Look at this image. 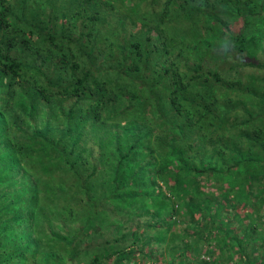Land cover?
<instances>
[{"label":"trees","instance_id":"trees-1","mask_svg":"<svg viewBox=\"0 0 264 264\" xmlns=\"http://www.w3.org/2000/svg\"><path fill=\"white\" fill-rule=\"evenodd\" d=\"M262 170L264 0H0V264H264Z\"/></svg>","mask_w":264,"mask_h":264},{"label":"rangeland","instance_id":"rangeland-1","mask_svg":"<svg viewBox=\"0 0 264 264\" xmlns=\"http://www.w3.org/2000/svg\"><path fill=\"white\" fill-rule=\"evenodd\" d=\"M30 54H31V51L29 52L27 50L24 53L22 60H26V61L31 60ZM20 81H22V80H20ZM262 171L264 172V170H262ZM261 180L262 181H260V186H257V182H255L253 185L249 186L248 188H249L250 192H247L246 195H247V197L251 196L252 194L255 195L257 193V190H259V188H260V192H261V196L263 197V201H260L259 207H260V210L263 214L262 217L264 218V178ZM245 186H247V185H245ZM231 194L232 193H230V195ZM257 201L259 202V199H257ZM253 202L256 203L255 198H253ZM237 206H238L237 209L240 212H244V210H246V209H248V210L251 209L250 205H246V207H245V206H242L241 204H238ZM162 223L164 224L165 220H163ZM134 226H136V225H134ZM163 226H165V225H163ZM164 229H165L164 227L160 229L159 226H155V225L154 226H152V225L147 226L146 230H145V228H142V227L137 228L135 230V232H136L135 236L132 234V238H134V240L136 239L135 240L136 244L138 242V245H136L134 247V250H136L137 253L136 254L134 253L128 259L123 260V262L121 264H134L132 261H137L136 264H176L175 262L177 260L179 261L180 257L184 258L185 261L188 260V262H190V264H196V261H194V258H198V256H199L198 251H194L193 249H191V247L189 245L183 246L181 244V240H179L180 237H178V234L177 235L172 234L175 230L174 225L172 226V229L168 230L167 233L164 234L165 236L163 235V233L165 232V231H163ZM170 231H171V233H170ZM145 232H148V233L145 234ZM131 233H133V232H131ZM179 234H182V232H180ZM148 235L151 236L152 239L157 240V241H153L154 246H152V247L150 245H152L153 242H149V244H150L149 245L144 240ZM158 238H160V239H158ZM169 239H170V241H169ZM189 239H196V238H195V236L187 235L186 240H189ZM196 240L198 243L203 242L202 240H199V239H196ZM165 242L168 243L167 246H166ZM132 244L135 245V243H132ZM171 244L174 245V247H172L170 249L169 246H171ZM84 245L87 246V248H85V250L80 252L76 256V258H72V259L69 258L68 259V257H67L65 262L61 261L60 264H86L91 259V257H93L95 254H98L99 247L96 246L95 240L93 238L82 237V240H80L79 248L81 246H84ZM215 245H216V241L214 238L208 244H206V243L200 244L199 248H200L201 254L207 253L205 251V249L207 250L209 248V249H212L213 251L209 255L205 254L206 255L205 257L210 258V259H212V256L216 257L218 255V249L215 248ZM139 247H142L143 249L141 248L142 249L141 250ZM62 248H63V246L60 249L61 250L60 253L63 254L64 256H69V253H67V251L64 250L62 252ZM149 249H152L151 255H149V254L147 256L141 255V253L143 251H145V250L148 251ZM109 250H111V249L109 248ZM160 251H163V252H160ZM170 255H173V256L179 255V256L177 257V259H175V258H174V260L172 259L173 260V262H172V260L170 259L171 258ZM234 257H235V255H234ZM100 259L101 260H100L99 264H114L113 257L107 259V258H104L103 256H101Z\"/></svg>","mask_w":264,"mask_h":264},{"label":"crops","instance_id":"crops-1","mask_svg":"<svg viewBox=\"0 0 264 264\" xmlns=\"http://www.w3.org/2000/svg\"><path fill=\"white\" fill-rule=\"evenodd\" d=\"M112 231L115 232V230H112ZM117 235H118L117 237H121V236H122V234H118V233H117ZM135 246H136V245H133L132 243L128 242L126 248H127V249H133V250H134V247H135ZM126 248H125V249H126ZM139 248H142V247H139ZM114 249H115V248H114ZM114 249H112V250H114ZM142 249H143V248H142ZM110 251H111V250H110ZM145 251H146V250H145ZM134 253L136 254L137 252L134 251ZM134 253H133V254H134ZM141 255H142V254H141ZM137 256H138V255H137ZM145 256H147V254H146ZM114 257H115V254H114ZM104 258H105V257H104ZM172 262H173V261H172ZM175 263H176V262H175Z\"/></svg>","mask_w":264,"mask_h":264},{"label":"clouds","instance_id":"clouds-1","mask_svg":"<svg viewBox=\"0 0 264 264\" xmlns=\"http://www.w3.org/2000/svg\"><path fill=\"white\" fill-rule=\"evenodd\" d=\"M224 48H225V51H228L229 45L228 44H225L224 45Z\"/></svg>","mask_w":264,"mask_h":264}]
</instances>
